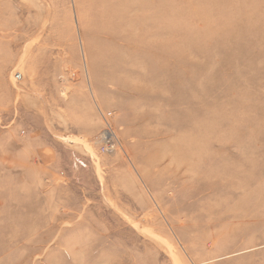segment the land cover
Listing matches in <instances>:
<instances>
[{
  "label": "rangeland",
  "instance_id": "rangeland-1",
  "mask_svg": "<svg viewBox=\"0 0 264 264\" xmlns=\"http://www.w3.org/2000/svg\"><path fill=\"white\" fill-rule=\"evenodd\" d=\"M0 264H264V0H0Z\"/></svg>",
  "mask_w": 264,
  "mask_h": 264
},
{
  "label": "bare ground",
  "instance_id": "bare-ground-1",
  "mask_svg": "<svg viewBox=\"0 0 264 264\" xmlns=\"http://www.w3.org/2000/svg\"><path fill=\"white\" fill-rule=\"evenodd\" d=\"M104 14H105V13H104ZM111 17H112V16H111ZM112 19H114V20H115V19H116V17H115V18H112ZM114 20H113V22H114ZM110 21H111V20H110ZM104 137H105V136H104ZM104 142H105V141H104ZM106 143H107V142H106ZM103 145H104V144H103Z\"/></svg>",
  "mask_w": 264,
  "mask_h": 264
},
{
  "label": "built area",
  "instance_id": "built-area-1",
  "mask_svg": "<svg viewBox=\"0 0 264 264\" xmlns=\"http://www.w3.org/2000/svg\"><path fill=\"white\" fill-rule=\"evenodd\" d=\"M104 150H105V148H104Z\"/></svg>",
  "mask_w": 264,
  "mask_h": 264
}]
</instances>
